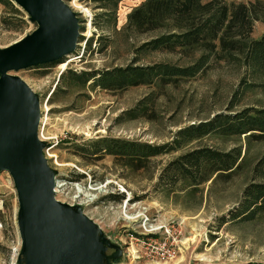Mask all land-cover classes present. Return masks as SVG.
I'll list each match as a JSON object with an SVG mask.
<instances>
[{
  "label": "rangeland",
  "instance_id": "obj_1",
  "mask_svg": "<svg viewBox=\"0 0 264 264\" xmlns=\"http://www.w3.org/2000/svg\"><path fill=\"white\" fill-rule=\"evenodd\" d=\"M143 1L65 0L80 24L74 52L50 66L10 72L21 78L40 102L38 133L55 178L54 197L78 206L98 226L103 239L118 248V257L110 264H264V215L250 221L230 218L244 187L264 181V171L253 177V166L264 155V141L204 136L178 151L159 155L143 171L127 170L108 156L88 163L73 153V143L104 136L153 144L170 142L179 130L217 112L264 107V70L244 59L245 50L222 59L204 50L192 57L147 47L139 50L166 34L163 29L137 33L129 26L128 13ZM218 1L228 5L255 0ZM35 27L11 0H0V48ZM263 32L264 22L253 20L249 39L259 38ZM132 62L190 70L168 85L156 80L123 91L68 85L70 71L110 69ZM149 112H153L150 119ZM203 145L221 150L235 147L242 159L241 170L228 182L207 181L189 197L182 192L166 195L154 188L159 169L167 161ZM121 194L123 199H117ZM17 208L11 176L0 171V264H17ZM147 237L175 249L174 257L160 259L146 253L147 247L141 243L148 242Z\"/></svg>",
  "mask_w": 264,
  "mask_h": 264
},
{
  "label": "trees",
  "instance_id": "obj_2",
  "mask_svg": "<svg viewBox=\"0 0 264 264\" xmlns=\"http://www.w3.org/2000/svg\"><path fill=\"white\" fill-rule=\"evenodd\" d=\"M264 22V0L251 4L228 3L218 0H144L127 15V22L137 33L155 29L166 30L139 47L150 50L176 52L192 57L204 50L211 57L225 58L232 52L245 50L244 59L259 70H264V32L257 39H249L252 21ZM3 21H5L3 19ZM2 21V22H3ZM60 61L38 68L50 66ZM190 67L135 65L95 71H70L68 85L99 87L105 91H123L128 87L159 81L168 85L174 79L188 74ZM150 114V115H149ZM147 118H152L149 112ZM210 136L215 139L243 137L249 142L264 141V107L244 108L232 113L217 112L202 122L187 125L177 132V138L165 143H149L119 137H97L82 144L73 143V153L88 163L110 157L114 164L131 171L148 169L159 155L173 153L192 141ZM239 150L235 147L221 150L210 146H197L175 155L160 169L154 188L168 194L195 195L207 181L228 182L242 167ZM255 175L264 171V155L253 166ZM84 175L79 177L83 178ZM123 199V195L117 196ZM241 200L231 214V220L250 221L264 215V181L249 182L241 192ZM226 221V220H223ZM257 264V263H251Z\"/></svg>",
  "mask_w": 264,
  "mask_h": 264
},
{
  "label": "water",
  "instance_id": "obj_3",
  "mask_svg": "<svg viewBox=\"0 0 264 264\" xmlns=\"http://www.w3.org/2000/svg\"><path fill=\"white\" fill-rule=\"evenodd\" d=\"M34 30L0 48V171L11 176L20 237L17 264H110L118 248L76 205L55 199V178L39 138L40 102L11 71L61 59L78 45L80 24L65 0H11Z\"/></svg>",
  "mask_w": 264,
  "mask_h": 264
},
{
  "label": "built area",
  "instance_id": "obj_4",
  "mask_svg": "<svg viewBox=\"0 0 264 264\" xmlns=\"http://www.w3.org/2000/svg\"><path fill=\"white\" fill-rule=\"evenodd\" d=\"M40 114H41V108H40ZM39 124H42V116L40 117ZM146 239L148 240V242H146L145 244L141 243L143 245H146L147 247L146 253L155 254L158 257H160V259H171L174 257L175 249L168 248V246H166L164 241H158L155 237H147ZM172 241L173 242L171 243V245H173L174 243L173 238Z\"/></svg>",
  "mask_w": 264,
  "mask_h": 264
}]
</instances>
